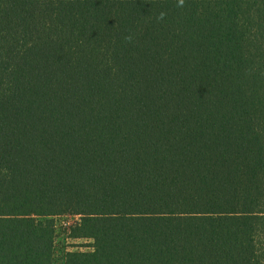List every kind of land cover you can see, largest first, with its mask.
I'll list each match as a JSON object with an SVG mask.
<instances>
[{
  "label": "trees",
  "instance_id": "trees-1",
  "mask_svg": "<svg viewBox=\"0 0 264 264\" xmlns=\"http://www.w3.org/2000/svg\"><path fill=\"white\" fill-rule=\"evenodd\" d=\"M65 213L66 264H264V0H0V264Z\"/></svg>",
  "mask_w": 264,
  "mask_h": 264
},
{
  "label": "rangeland",
  "instance_id": "rangeland-1",
  "mask_svg": "<svg viewBox=\"0 0 264 264\" xmlns=\"http://www.w3.org/2000/svg\"><path fill=\"white\" fill-rule=\"evenodd\" d=\"M53 220L55 238L53 243V250L60 251L59 258L63 264L71 259L72 254L93 252L95 249V241L92 238H80V223L82 216L76 214L65 213L55 217H47ZM53 264V261L51 262ZM54 264H60L54 263Z\"/></svg>",
  "mask_w": 264,
  "mask_h": 264
},
{
  "label": "built area",
  "instance_id": "built-area-1",
  "mask_svg": "<svg viewBox=\"0 0 264 264\" xmlns=\"http://www.w3.org/2000/svg\"><path fill=\"white\" fill-rule=\"evenodd\" d=\"M60 251H54V253H53V255H52V261H53V264L54 263H59L60 262V264H62V261H61V259L59 258V256H60ZM63 264H65V260H64V258H63Z\"/></svg>",
  "mask_w": 264,
  "mask_h": 264
},
{
  "label": "clouds",
  "instance_id": "clouds-1",
  "mask_svg": "<svg viewBox=\"0 0 264 264\" xmlns=\"http://www.w3.org/2000/svg\"><path fill=\"white\" fill-rule=\"evenodd\" d=\"M180 4H183V0H179ZM163 17V13H161V18ZM130 39V37H128Z\"/></svg>",
  "mask_w": 264,
  "mask_h": 264
}]
</instances>
